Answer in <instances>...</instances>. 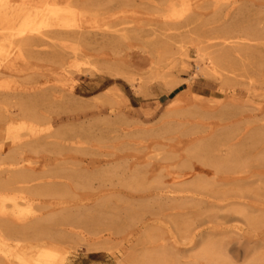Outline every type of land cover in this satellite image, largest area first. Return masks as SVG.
Segmentation results:
<instances>
[{
	"label": "rangeland",
	"instance_id": "rangeland-1",
	"mask_svg": "<svg viewBox=\"0 0 264 264\" xmlns=\"http://www.w3.org/2000/svg\"><path fill=\"white\" fill-rule=\"evenodd\" d=\"M172 2L173 7L167 9L168 3ZM40 13L43 14L39 17ZM214 45L215 48H212ZM188 90L210 98L209 101L204 100L208 101L204 109H189L193 95ZM182 92L181 98L177 99ZM27 106L32 107L30 111ZM21 108L34 113L36 118L38 115V119L32 118V122L29 117L11 121L5 119L7 113H18ZM0 118V122L5 119L0 125L3 127L0 144L2 141L4 143L0 148L5 147L8 151L35 138L40 140L30 143L34 145L27 147L28 150H23L26 162L33 166L40 164L34 173L41 180L4 189L2 185L9 184L10 180L7 176L0 180V211L4 209L19 216L21 231L27 232L21 235V239L26 242L17 240L20 243H15L33 248L25 253L29 264H90V256L96 252L104 256L101 264H192V258L201 250L202 243L196 238L191 247L189 230L199 220H208L212 216L217 219L210 223L205 221L199 230L208 224L204 230L209 229L206 232L211 234L212 240L219 243L225 240L221 242L225 258H219L218 264H264V226H260L264 223V182L261 184L258 182L259 176H254V173L264 175V0H0ZM43 136L48 138L44 140ZM61 138L65 139L64 142L60 141ZM51 142L56 145H51ZM71 146L78 147V150L73 148V153ZM85 148L93 150L87 151ZM95 155L98 157L95 158ZM63 161L65 167H62ZM224 161L234 163L236 169L234 164L232 166ZM211 162L216 163L215 166ZM110 163L114 165V171L110 170ZM248 163L250 167L246 165L245 170L241 164L245 166ZM47 164L50 165L47 167ZM217 164H221L220 167ZM221 167L224 172L220 170ZM250 168L252 171L249 172ZM82 169L88 174L80 171ZM230 170L233 172L228 174ZM66 171H70V174ZM102 172L107 173L106 176ZM235 172L238 177L234 175ZM34 173H29L31 176L27 173L28 178H35ZM47 173L53 178L72 174L75 178L70 181L71 185L78 189L67 188L66 191L64 185H52L53 189H49L51 185L46 186L42 182V178L49 176ZM38 174L43 177H38ZM204 176L210 183L203 179ZM249 176L253 178L252 181ZM242 177H249L251 182L248 181V185L240 182L235 185L232 181L233 185L229 183V187L228 183L218 181ZM78 179L83 181L79 182ZM198 179L203 180L200 182ZM102 180L104 184L101 186ZM253 180L258 186L251 187ZM203 181L207 184H201ZM73 183L78 184L75 186ZM79 183L88 184V187L84 186L85 191ZM160 183L162 186L158 187ZM199 184L204 187H199ZM208 184L215 190L207 189L210 188V185L205 186ZM43 185L47 193H43V190L36 193L35 190ZM217 185H221L220 188L225 185L226 188L222 189L227 192L223 193ZM31 186L34 193L29 190ZM96 186L98 190H95ZM177 186L185 192L182 193ZM196 186L204 189L195 190L198 189ZM156 187L162 188L160 192L156 191ZM236 188L240 193L247 190L248 196L236 193ZM217 190L221 191V196L222 193L228 194L221 198ZM212 192L213 196H210ZM82 193L94 197L78 210L76 203L80 200L77 194ZM214 194L224 200L216 197L217 204L213 199ZM28 197L30 201L25 204L24 200ZM181 198L188 200V203ZM189 199L196 200V205L200 201L207 205L199 204L200 208L193 201V204L190 203ZM56 202L62 204L60 208L46 207ZM94 205L97 207L94 208ZM240 206L244 208L243 211ZM210 208L215 209L207 212ZM205 211L210 214L204 215ZM247 211L252 213L251 217ZM211 212L214 213L211 215ZM238 212L239 216H243L237 217ZM198 213L199 216L196 215ZM224 213L230 215L227 220L223 219L225 223L220 219L227 218ZM46 214L49 216L46 217ZM200 214L206 217L203 219ZM80 215L82 220L79 219ZM50 216L55 218L52 217L53 220L49 222ZM75 217H79L82 225ZM37 218H41V221L36 224ZM258 218H261L260 221ZM133 219L137 222L135 225ZM44 221L47 223L44 224ZM214 222L220 226H215ZM257 223H260V228ZM39 225L42 227L39 228ZM56 225L62 226V230ZM70 227L75 230L74 234L67 233ZM30 237L31 240L28 239ZM2 243L0 240V264H5L8 254L4 258ZM173 247L182 251L175 255L177 252L172 250ZM178 255L182 258L180 263H177ZM198 263L205 264L203 261L195 264Z\"/></svg>",
	"mask_w": 264,
	"mask_h": 264
},
{
	"label": "bare ground",
	"instance_id": "bare-ground-1",
	"mask_svg": "<svg viewBox=\"0 0 264 264\" xmlns=\"http://www.w3.org/2000/svg\"><path fill=\"white\" fill-rule=\"evenodd\" d=\"M179 1H182V0H179ZM52 2V1H51ZM74 4V3H73ZM77 4V3H76ZM173 2L172 3H168V5H167V9L169 8H171V7H173ZM47 5H49V4H47ZM77 5H79V4H77ZM71 6V5H70ZM76 6V5H75ZM71 8V7H70ZM70 8H68V9H70ZM67 9V8H66ZM35 10H37V9H34V11ZM72 10V9H71ZM240 13H242V12H240ZM37 14V13H36ZM41 15H39V17L40 16H42V14L43 13H40ZM26 15V14H25ZM28 15L30 16V14L28 13ZM242 15H244V14H242ZM28 16V17H29ZM59 16V15H58ZM24 18V17H23ZM26 18H27V15H26ZM36 18H37V16H36ZM24 20V19H23ZM38 20V19H37ZM65 20V19H64ZM26 21H28V20H26ZM25 21V22H26ZM60 21V20H59ZM30 22V21H29ZM67 22V21H66ZM36 23V22H35ZM31 25V24H30ZM34 26V25H33ZM175 26V25H174ZM28 27H29V25H28ZM31 28H32V26H31ZM229 29V28H228ZM231 29V28H230ZM236 30V29H235ZM228 31V30H227ZM229 32V31H228ZM227 32V33H228ZM232 32V31H231ZM217 33V32H216ZM214 36V35H213ZM215 37V36H214ZM212 38V37H211ZM217 39V38H216ZM22 40H25V39H22ZM32 41V40H31ZM33 42V41H32ZM38 42V41H37ZM35 43V42H34ZM235 43V42H234ZM211 46H213V45H211ZM215 46L216 45H214V47H212V48H215ZM217 46L219 47V49L221 48L218 44H217ZM222 46V45H221ZM255 47V46H254ZM209 48H211V47H209ZM208 48V49H209ZM211 48V49H212ZM226 49V48H225ZM222 50V49H221ZM211 51V50H210ZM214 51V49H212V52ZM223 51V50H222ZM222 51H221V53H222ZM225 52H226V50H225ZM223 53H224V51H223ZM214 54V53H213ZM216 54V53H215ZM224 57V56H223ZM226 57V56H225ZM228 58V57H227ZM208 59H210V58H208ZM215 59V58H214ZM213 59V60H214ZM211 60V59H210ZM210 62V61H209ZM214 62H215V60H214ZM211 63H212V61H211ZM211 63H209V64H211ZM28 92V91H27ZM188 92H190L192 95H193V98H192V101L189 103V109L190 108H194V110L196 111V110H199L200 108H203V107H205L207 104H205V102L207 103L209 100H210V98L209 97H204V96H202V95H199V94H196V93H194V92H192L191 90H188ZM183 95V92L182 93H180V94H178L177 95V99H180L181 98V96ZM15 99V98H14ZM194 99H196V100H194ZM39 100V99H38ZM204 100H208V101H204ZM33 102H35V101H33ZM37 102V101H36ZM42 102V101H41ZM33 104V103H32ZM41 104V103H40ZM228 105V104H227ZM231 105V104H230ZM32 106V105H31ZM191 106V107H190ZM225 106V105H224ZM223 106V107H224ZM13 107V106H12ZM15 107V106H14ZM28 108H29V111H30V109L32 108V107H30V106H27ZM26 107V108H27ZM40 106H38L37 108H39ZM210 107V106H209ZM208 107V108H209ZM232 107H233V105H232ZM247 107V106H246ZM41 108H43V107H41ZM213 108V107H212ZM233 108H235V107H233ZM237 108V107H236ZM34 109V108H33ZM32 109V110H33ZM204 109V108H203ZM211 109V108H210ZM241 109V108H240ZM24 110H25V108H24ZM27 110V109H26ZM206 110H208V109H206ZM34 111V110H33ZM199 112V111H198ZM5 113V112H4ZM3 113V114H4ZM29 113V114H28ZM40 113V112H39ZM43 113V112H42ZM200 113V112H199ZM202 113V112H201ZM214 113V112H213ZM234 113V112H233ZM33 114L34 113H32V112H26V111H23L22 110V108H21V110L19 109V112L17 113H13V112H11L10 114H8L7 113V115H6V118L5 119H7V120H15L16 118H19V117H21L22 119H23V117H26V119H27V117H29V118H31V122L33 121L32 120V118H36V117H34L33 116ZM206 114V113H205ZM209 114H211V113H209ZM208 114V115H209ZM232 114V113H231ZM231 114H229V115H231ZM235 114H236V112H235ZM234 114V115H235ZM238 114V113H237ZM5 115V114H4ZM4 115H2L3 117H5ZM40 115V114H39ZM204 115V114H203ZM212 115V114H211ZM241 115H242V113H241ZM41 116H43V115H41ZM46 116V115H45ZM205 116H207V114L205 115ZM210 116V115H209ZM233 116V115H232ZM231 116V117H232ZM3 117H1V118H3ZM228 118L230 117V116H227ZM237 117V116H236ZM0 118V119H1ZM20 118V119H21ZM48 118H49V116H48ZM233 118V117H232ZM234 118H235V116H234ZM5 119H2L3 121L2 122H0L1 124L0 125H2V123L3 122H5ZM26 119L24 120V121H26ZM38 119V115H37V118H36V120ZM41 119V118H40ZM39 119V122L41 121L42 122V120H40ZM42 119H45V118H42ZM229 119H231V118H229ZM17 120V119H16ZM232 120V119H231ZM29 121V120H28ZM35 121V120H34ZM50 121H52V120H50ZM9 122V121H8ZM7 122V123H8ZM44 122H46V121H44ZM49 122V120L47 121V123ZM25 123V122H24ZM28 123V122H27ZM34 123H37L38 124V122H34ZM46 123V124H47ZM14 124H16V123H14ZM13 124V125H14ZM36 124V125H37ZM8 125H11V124H8ZM12 125V126H13ZM6 126V125H5ZM15 126V125H14ZM13 126V127H14ZM39 126V125H38ZM11 126H9V128H8V126H7V128L8 129H11V130H13L12 128H10ZM24 127H26V126H24ZM38 128V127H37ZM25 129H27V128H25ZM33 129H35V128H33ZM2 130H3V127L2 126H0V132H2ZM15 130V129H14ZM28 130H31V129H28ZM37 130V129H36ZM60 130V129H59ZM69 130V129H68ZM8 131V130H7ZM6 131V132H7ZM63 131V130H62ZM76 131V130H75ZM78 131V133H79V130H77ZM85 131V130H84ZM4 132V131H3ZM17 132V131H16ZM16 132H14V134L16 133ZM32 132V131H31ZM34 132V131H33ZM38 132V131H37ZM56 132V131H55ZM61 132V131H60ZM64 132H67V131H64ZM71 132H74L73 130L71 131ZM11 134H13L12 132H10ZM27 133H28V131H27ZM49 133V132H48ZM47 133V134H48ZM63 133V132H62ZM68 133H69V131H68ZM67 133V134H68ZM75 133V132H74ZM10 134V135H11ZM20 134V133H19ZM26 134V133H25ZM51 134V133H50ZM50 134L48 135L49 136V139H51L50 138ZM53 134H54V132H53ZM60 134V133H59ZM81 134V133H80ZM17 135H18V133H17ZM64 135H66V134H64ZM63 135V136H64ZM68 135H71L70 137H72V134H68ZM82 135H84V134H82ZM5 136V135H4ZM7 136H9V135H7ZM25 137H26V135H24ZM23 136V137H24ZM48 136H45V137H47L48 138ZM54 136H56V135H54ZM58 136V135H57ZM73 136H75V134L73 135ZM12 137V136H11ZM11 137H9V138H11ZM19 137V136H18ZM44 137V136H43ZM44 137V140L45 139H47V138H45ZM66 137H68V136H66ZM86 137V136H85ZM84 137V138H85ZM90 137V136H89ZM88 137V138H89ZM20 138H21V136H20ZM31 138H32V136H31ZM33 138H34V136H33ZM32 138V139H33ZM55 138V137H54ZM53 138V139H54ZM57 138V137H56ZM55 138V139H56ZM59 138H60V136H59ZM65 138V137H64ZM69 138V137H68ZM74 138V137H73ZM83 138V137H82ZM92 138V137H91ZM8 139V138H7ZM29 138H27V140H28ZM38 139V138H37ZM36 138H35V140L33 141H30V143H34V142H36V141H40V140H37ZM76 139V138H75ZM78 139V138H77ZM87 139V138H86ZM12 140V139H11ZM21 140V139H20ZM31 140V139H30ZM41 140H42V138H41ZM59 140V139H58ZM63 140V141H62ZM64 140L65 139H62L61 138V140L60 141H62V142H64ZM71 140H72V138H71ZM8 141H10V140H8ZM47 141V140H46ZM53 141V140H52ZM67 141V140H66ZM70 141V140H69ZM74 140H72V142H73ZM78 141V140H77ZM81 141V140H80ZM4 142H6V141H4ZM41 142H44V141H41ZM49 142V141H48ZM58 142V141H57ZM71 142V143H72ZM27 144H20V145H22V146H18L17 148H13V149H11V150H5V147H1L0 148V180H2V179H4L5 178V176H7L8 178H9V180H10V182H9V184H4V185H2L3 187V189H4V187H10L11 185H15V184H24V185H28V184H31L32 182H34V181H36V180H41V178H37L36 177V175H35V173L34 172H37L38 171V169H39V165L40 164H38V165H35V166H33V165H31L30 163H28V162H26V155H25V152H24V150L23 149H25L26 148V150H28L27 149V147H30L31 146V144L29 143V142H26ZM55 143V142H54ZM54 143H52L51 142V145L53 144V145H56V143L54 144ZM74 143V142H73ZM2 144H4L3 143V141H2V143L0 144V145H2ZM17 144H18V142H17ZM44 144V143H43ZM48 144V143H47ZM46 144V145H47ZM58 144V143H57ZM59 144H60V142H59ZM67 144V143H66ZM84 144V143H83ZM34 145V144H33ZM32 145V146H33ZM48 145H50V144H48ZM47 145V146H48ZM63 145H64V143H63ZM72 145V144H71ZM98 145V144H97ZM31 146V147H32ZM39 146V145H38ZM81 147H82V145H80ZM86 146V145H85ZM99 147H100V145H98ZM40 147H41V145H40ZM39 147V148H40ZM43 147H44V145H43ZM52 148H54V146H51ZM56 147V146H55ZM81 147H79V149L81 148ZM35 148V147H34ZM45 148V147H44ZM44 148H42V149H44ZM50 148V147H49ZM48 147L46 148V149H49ZM52 148H50V150L52 149ZM62 148V147H61ZM63 148H64V146H63ZM66 148V147H65ZM71 150H72V152L73 151H75V150H73V146H71ZM77 148V150H78V147H76ZM76 148H74V149H76ZM83 149H84V147H82ZM89 148V147H88ZM30 149V148H29ZM36 149V148H35ZM37 149H38V147H37ZM41 149V148H40ZM39 149V150H40ZM55 149V148H54ZM68 149V148H67ZM66 149V151H68ZM82 149V152L83 151H85V150H87L86 148H85V150H83ZM31 150V149H30ZM65 150V149H64ZM70 150V149H69ZM76 150V151H77ZM81 150V149H80ZM89 150H91V149H89ZM89 150H87V151H89ZM93 150V149H92ZM91 150V151H92ZM102 150V149H101ZM41 151V150H40ZM49 151V150H48ZM61 151V150H60ZM98 150H96V152H97ZM30 152V151H29ZM36 152H38V151H36ZM46 152H47V150H46ZM56 152H57V149H56ZM62 152V151H61ZM69 152V151H68ZM71 152V151H70ZM69 152V153H70ZM28 153V152H27ZM35 152L33 151V153L32 154H34ZM42 153H43V151H42ZM53 153V152H52ZM65 153V152H64ZM74 153V152H73ZM84 153V152H83ZM90 153V152H89ZM38 154V153H37ZM36 154V155H37ZM43 154H45V153H43ZM49 155H51L52 156V154L51 153H48ZM59 154H60V152H59ZM67 154V153H66ZM78 154V152H76V155ZM95 154V153H94ZM97 154V153H96ZM35 155V154H34ZM54 155V154H53ZM62 155H63V152H62ZM83 155H85V154H82V155H78V156H83ZM88 155H90V154H88ZM59 156H61V155H59ZM66 156V155H65ZM86 156V155H85ZM67 157V156H66ZM69 157H71L70 155H69ZM68 157V158H69ZM73 157V156H72ZM87 157V156H86ZM89 157V156H88ZM91 157H94V156H91ZM96 157H98V156H96L95 155V158ZM61 158V157H60ZM65 158V157H64ZM67 159V158H66ZM54 160V159H53ZM57 160H58V157H57ZM62 160H65V159H62ZM61 160V161H62ZM84 160V159H83ZM240 160V159H239ZM66 161V160H65ZM70 161V163H71V160H68V162ZM98 161V160H97ZM232 161H234L233 159H232ZM241 161H244L243 159L241 160ZM247 161V160H246ZM245 161V163H247ZM250 161V160H249ZM248 161V162H249ZM55 162V161H54ZM76 162H79V161H76ZM225 162V161H224ZM231 162V161H230ZM238 162H240V161H238ZM34 163H36V162H34ZM40 163V162H39ZM59 163H61V162H59ZM66 163V162H65ZM82 163V162H81ZM116 163V162H115ZM114 163V164H115ZM218 163V162H217ZM225 163H229V162H225ZM235 163H236V161H235ZM251 163V162H250ZM250 163H248V164H245V166H244V164H241V165H243L242 167H247L246 165H248L249 167H250ZM33 164V163H32ZM50 164H52V163H50ZM50 164H47V167L50 165ZM61 164H63V166L62 167H65L64 166V161H63V163H61ZM66 164H68V163H66ZM73 164H75V163H73ZM73 164H71L72 165V167L73 166H75V165H73ZM83 164V163H82ZM103 164V163H102ZM106 164V163H105ZM111 164V163H110ZM211 164H212V162H211ZM216 164V163H215ZM215 164H212V166L214 165L215 166ZM223 164V163H222ZM230 164V163H229ZM234 164V163H233ZM233 164H230V165H232L233 166ZM252 164H255L254 162H252ZM258 164H260L259 163V161H258ZM257 164V165H258ZM56 165V164H55ZM84 165V164H83ZM82 165V166H83ZM106 165H108V164H106ZM208 165H210V163L208 164ZM220 165L221 164H217L216 166L217 167H220ZM225 165V164H224ZM79 166H81V165H79ZM110 166V165H109ZM111 169L110 170H113L114 171V168H113V166L114 165H112L111 164ZM226 166V165H225ZM232 166H229V167H232ZM236 166H237V164H236ZM238 166H239V164H238ZM237 166V167H238ZM259 166V165H258ZM257 166V167H258ZM262 165H260V167H261ZM51 167V166H50ZM53 167V166H52ZM95 167V166H94ZM100 167H102V166H100ZM223 167V166H222ZM221 167V168H222ZM234 167H235V164H234ZM234 167H232V168H234ZM240 167V166H239ZM255 168H256V166H254ZM46 168V167H45ZM53 168H55V167H53ZM56 168H58L57 166H56ZM77 168V167H76ZM76 168H74V170L76 169ZM80 168V167H79ZM82 168V167H81ZM105 168H107V167H105ZM109 168V167H108ZM113 168V169H112ZM220 168V170L222 171L223 170V168L221 169ZM225 169H226V167H224ZM243 168V169H244ZM253 168V167H252ZM42 169H44V167L42 168ZM50 169H52V168H50ZM63 169V168H62ZM66 169H67V167H66ZM65 169V170H66ZM69 169V168H68ZM84 169H88L87 167H84ZM103 169V168H102ZM228 169V168H227ZM235 169H236V167H235ZM238 169V168H237ZM249 169V168H248ZM56 170V169H55ZM100 170V169H99ZM109 170V169H108ZM234 170V169H233ZM245 170H246V168H245ZM253 170H255V169H253ZM49 171V170H48ZM61 171H63V170H61ZM68 171V170H67ZM67 171H66V173H67ZM80 171H83V169L82 170H80ZM80 171H78V172H80ZM89 171V170H88ZM97 171V170H96ZM101 171V170H100ZM237 171V170H236ZM239 171H241L240 169H239ZM243 171V170H242ZM241 171V172H242ZM250 171H252L251 170V168H250V170H249V172ZM44 172H45V170H44ZM44 172H40L41 174H43V175H45V173ZM46 172H47V170H46ZM49 172H53L52 170L51 171H49ZM63 172H65V171H63ZM77 172V171H76ZM84 173H85V170L83 171ZM87 172V171H86ZM92 172V171H91ZM108 172V171H107ZM112 172V171H111ZM110 172V173H111ZM222 172H224V171H222ZM233 171H231L230 170V172L228 171L227 173L229 174H231ZM245 172V171H244ZM27 173L29 174H33L34 173V175H35V178H32L31 179V175L29 176V178H28V176H27ZM65 173V174H66ZM71 173H73L72 171H71ZM95 173L96 172H94V176H95ZM103 174H104V172H102ZM113 173V172H112ZM226 173V172H225ZM224 173V174H225ZM248 173V172H247ZM41 174H38V177H43V176H39V175H41ZM49 176H46V178H42V182H43V184H47L46 186H49V185H51L50 187H52V185L54 186V185H59V186H61V185H64L65 187H66V189L67 188H73L72 187V181L71 180H73L75 177L73 176L72 177V174H71V176H69V175H67V176H54L53 174V176H54V178L53 177H51V174H49V173H47ZM58 174V173H57ZM64 174V173H63ZM67 174H70V171L67 173ZM75 173H73V175H74ZM85 174H88V173H85ZM101 174V173H100ZM107 174V173H106ZM106 174H104L105 176H106ZM221 174H223V173H221ZM236 174V172L234 173V175ZM60 175H61V173H60ZM83 175V174H82ZM92 175V174H91ZM91 175H89L90 177H92ZM104 175H101V176H104ZM217 175V174H216ZM219 175V174H218ZM225 175H227V174H225ZM76 176V175H75ZM77 176H78V174H77ZM88 176V177H89ZM100 176V177H101ZM199 176V175H198ZM202 176V175H201ZM227 176H229V175H227ZM236 176H237V174H236ZM239 176H240V173H239ZM254 176H259V178H260V180L258 179V182L260 181L261 182V184H262V182H264V175H261V174H257V173H254ZM6 177V178H7ZM98 177V176H97ZM200 177V176H199ZM223 177V176H222ZM238 177V176H237ZM244 177V176H243ZM235 178V179H230V178H228V179H218V181L219 182H222V183H230V184H232L233 185V183H231L232 181L233 182H235V185H237V183H241V184H246L247 183V185H248V183H250L251 181H252V179L253 178H251L250 176V178H251V181L250 180H248V178ZM78 178V177H77ZM80 178H81V176H80ZM197 178V177H196ZM206 178V176H204V178L203 179H205ZM216 178V177H215ZM214 178V179H215ZM217 178H218V176H217ZM256 178V177H255ZM254 178V179H255ZM83 179V178H82ZM87 179V178H86ZM95 179V178H94ZM102 179H104L103 177H102ZM203 179H198V180H200V182L203 180ZM208 179V178H207ZM77 180V179H76ZM88 180V179H87ZM87 180H85V181H87ZM90 180H92L91 178H90ZM95 180H97V178L95 179ZM94 180V181H95ZM105 180V179H104ZM104 180H102V182L104 181ZM107 180V179H106ZM110 180V179H109ZM212 180V179H211ZM5 181H6V179H5ZM66 181H68V182H66ZM71 181V182H70ZM75 181V180H74ZM78 181H79V179H78ZM80 181H83V180H80ZM79 181V182H80ZM84 181V182H85ZM93 181V180H92ZM91 181V182H92ZM99 181V180H98ZM100 181H101V178H100ZM108 181V180H107ZM111 181V180H110ZM162 181V180H161ZM194 181V180H193ZM192 181V183H194V182H196V184H197V181H194L193 182ZM205 181L206 182H208L206 179H205ZM205 181H203L201 184H207V183H204ZM248 181H250V182H248ZM77 182V181H76ZM109 182V181H108ZM199 182V181H198ZM0 183H1V181H0ZM88 183V182H87ZM87 183H85V184H87ZM97 183V182H96ZM157 183V182H156ZM183 183H185V184H187L188 182H183ZM208 183H210V181L208 182ZM213 183V182H212ZM211 183V185L213 186V184ZM253 184H251V187H252V185H257V183L255 184V182H254V180H253V182H252ZM3 184V183H2ZM38 184H39V182H38ZM38 184H36V185H38ZM78 183H73V185H77ZM80 185H81V183H79ZM88 184H90V181H89V183ZM88 184L87 185H81L82 187H88ZM98 184V183H97ZM101 184V183H100ZM104 184V182L101 184V186ZM107 184V183H106ZM112 184V183H111ZM185 184H184V186H185ZM196 184H193L194 186L196 185ZM201 184H199L200 186L199 187H201V186H203V185H201ZM230 184H229V187H230ZM34 185V184H33ZM42 185V184H41ZM92 185H94L93 183H92ZM99 185V184H98ZM109 185V184H108ZM160 185V186H159ZM159 185H157L158 187H161L162 186V184L160 183ZM179 185H181V184H179ZM183 185V184H182ZM181 185V186H182ZM188 185H189V183H188ZM188 185H186V190L190 193V190H188L187 189V186ZM198 185V184H197ZM210 184H208V185H205L206 187L207 186H209ZM210 185V188L212 187ZM216 185V184H215ZM225 185H227V184H225ZM225 185H222V187L220 188V186L219 185H217V186H219V189H222ZM234 185V186H235ZM250 185V184H249ZM63 186V189L65 188ZM79 186V185H78ZM156 186V185H155ZM172 186V185H171ZM184 186H182V187H184ZM233 186V187H234ZM258 186V185H257ZM34 187H36L35 185H34ZM38 187V186H37ZM36 187V188H37ZM41 187V186H40ZM38 188V190H35L36 191V193H40V191L42 192V190H43V193L44 192H46L47 193V191H44L45 189H46V187H44V185H43V187H41V188ZM49 187V189H53V187L52 188H50ZM85 187H84V190L83 191H85L86 189H85ZM90 187H91V185H90ZM89 187V188H90ZM104 187H107V185L106 186H104ZM103 187V188H104ZM170 187V186H169ZM176 187V186H175ZM182 187H180L181 189H182ZM189 187V186H188ZM197 187V186H196ZM204 187V186H203ZM205 187V188H206ZM214 187H216V186H214ZM233 187H232V189H233ZM240 186H238V188H239ZM260 187V186H259ZM258 187V193H259V188ZM23 188V187H22ZM26 188V187H25ZM29 188V187H28ZM33 186H31L30 188H29V190L31 189L32 191H33ZM43 188V189H42ZM61 188V187H60ZM75 188V187H74ZM73 188V189H74ZM79 188H81L80 186H79ZM99 188H100V185H99ZM98 188V189H99ZM102 188V189H103ZM153 188H155V187H153ZM164 188V187H163ZM171 188V187H170ZM178 186H177V189H180ZM191 189L193 188L192 186L190 187ZM198 188V187H197ZM207 188V189H209V190H215V188ZM217 188V187H216ZM224 188H226V187H224ZM223 188V189H224ZM235 188V187H234ZM238 188H236L237 189V192L236 191H234V190H232V193L233 192H236V193H238V194H240V195H242V194H247V190L246 191H244V193H240V192H238ZM242 189H244L243 188V186L241 187ZM246 188V187H245ZM253 188H255L254 186H253ZM2 189V190H3ZM12 189V188H11ZM20 189H21V187H20ZM35 189V188H34ZM63 189H62V191H63ZM76 190L78 189V188H75ZM82 189V188H81ZM90 189H93V188H90ZM97 189V186H96V188H95V190ZM97 189V190H98ZM101 189V188H100ZM159 189H162V188H157L156 187V191H158ZM174 189H176V188H174ZM180 189V190H181ZM195 190H200V189H204V188H198V189H196V188H194ZM206 189V190H207ZM223 189H222V191H223ZM240 189V188H239ZM256 189H257V187H256ZM6 190V189H5ZM23 190H24V188H23ZM29 190H27L26 189V191H28L29 192ZM47 190V189H46ZM65 190V189H64ZM180 190H178L179 192H180ZM226 190H228V189H226ZM251 190H253V189H251ZM7 191V190H6ZM9 191H10V189H9ZM38 191V192H37ZM55 191H57L56 189H55ZM59 191V190H58ZM57 191V192H58ZM62 191H61V193H62ZM66 191H68V189L66 190ZM74 191V190H73ZM80 191H82V190H80ZM82 191V192H83ZM168 191H170V190H168ZM218 191V190H217ZM231 191V190H230ZM240 191H241V189H240ZM11 192V191H10ZM51 192V191H50ZM49 192V193H50ZM57 192H55V193H57ZM75 192V191H74ZM79 192V191H78ZM159 192H160V190H159ZM181 192H182V190H181ZM183 192H185V191H183ZM182 192V193H183ZM197 192V191H196ZM196 192H192L193 194H195ZM199 192H201V191H199ZM219 192V191H218ZM221 192V191H220ZM218 193L219 195V197H223L224 196V198H225V195H227L228 193H226V194H224L223 195V193L224 192H227V191H223V193H222V196H221V193ZM229 192V191H228ZM248 192H249V190H248ZM33 193H34V191H33ZM48 193V194H49ZM58 193H60V192H58ZM187 193V192H186ZM198 193V192H197ZM202 193H205L204 191L202 192ZM209 193V192H208ZM211 193V192H210ZM209 193V194H210ZM217 193V192H216ZM236 193H233V194H235V195H237ZM257 193V192H256ZM257 193V194H258ZM32 194V193H31ZM51 194H53L52 192H51ZM154 194V193H153ZM199 195L201 194V193H198ZM198 194H197V196H198ZM229 194H231V192L229 193ZM32 195H34V194H32ZM41 195H42V193H41ZM54 195V194H53ZM56 195V194H55ZM58 195V194H57ZM64 194H62V196H63ZM102 195V194H101ZM151 195V194H150ZM155 195V194H154ZM203 195V194H202ZM207 195V194H206ZM205 195V196H206ZM215 195H217V194H214V202H216L215 201V198L217 197L218 199H219V197L218 196H215ZM234 195V196H235ZM250 195V194H249ZM37 196V195H36ZM49 196H51L50 194H49ZM78 196V197H77ZM77 198H79V200H80V202L77 200V203H76V207H78V210H79V207H82L83 206V208H84V206H86L87 205V202L88 201H90V200H92L93 199V195L92 194H84V193H82V194H77ZM156 196V195H155ZM159 196V195H158ZM184 196V195H183ZM186 197H187V195H185ZM210 196H213V192H212V194L210 195ZM232 196V195H231ZM247 196H248V194H247ZM254 196V195H253ZM252 196V197H253ZM257 196V195H256ZM260 196H262V194L261 195H259L258 197H260ZM37 197H40V196H37ZM57 197V196H56ZM157 197V196H156ZM188 197H189V195H188ZM203 197V196H202ZM208 197V196H207ZM51 198H53L52 196H51ZM160 198V197H159ZM179 198V197H178ZM191 199H193L192 197H190ZM195 198V197H194ZM204 198V197H203ZM211 198V197H210ZM217 198H216V200H217ZM220 198V199H221ZM224 198L223 199H221V200H224ZM227 198H228V196H227ZM256 198V197H255ZM262 198H264V196H262ZM32 199V198H31ZM39 199H41V198H39ZM101 199V198H100ZM103 199V198H102ZM172 200H173V198H171ZM177 199V198H176ZM176 199H174V200H176ZM182 200H184L183 198H181ZM188 199V198H187ZM197 199V198H196ZM200 199V198H199ZM209 199V198H208ZM213 199H210V200H212L213 201ZM219 199V200H220ZM235 199V198H234ZM16 200H17V198H16ZM198 200V199H197ZM203 200V199H202ZM204 200H205V198H204ZM203 200V201H204ZM232 200V199H231ZM255 200V199H254ZM257 200H258V198H257ZM18 201V200H17ZM29 197L27 198V199H25L24 200V203L26 202L27 204L29 203ZM181 201V200H180ZM185 201H186V199H185ZM188 201V200H187ZM186 201V202H187ZM191 201H193V200H191ZM190 201V199H189V202L190 203H192ZM207 201V200H206ZM209 201V200H208ZM235 201V203H236V200H234ZM233 201V202H234ZM35 202V201H34ZM65 202V201H64ZM85 202V203H84ZM91 202V201H90ZM98 202V201H97ZM186 202H184V203H186ZM194 202V205H196L195 203L197 202L196 200H194L193 201ZM201 202V201H200ZM200 202H198L199 204H201L202 206H203V204H206V202L205 203H200ZM218 202V201H217ZM216 202V203H217ZM227 202V201H226ZM230 202H232V201H230ZM229 202V203H230ZM232 202V203H233ZM240 202V201H239ZM246 202V201H245ZM244 202V203H245ZM25 203V204H26ZM42 203V202H41ZM75 203V202H74ZM99 203H100V201H99ZM103 203H104V201H103ZM107 203V202H106ZM188 203V202H187ZM222 203V201L220 202V204ZM228 203V202H227ZM23 204V203H22ZM33 204V203H32ZM53 204V205H52ZM52 204H49V205H47L46 207H51V208H53V209H55V208H60V206L62 205V204H59V202H56V203H52ZM67 204V203H66ZM97 204V203H96ZM193 204V203H192ZM199 204H197L196 206L198 207V205ZM218 204V203H217ZM220 204H219V208H220ZM231 204V203H230ZM17 205V204H16ZM101 205H102V203H101ZM207 205V204H206ZM222 205V204H221ZM224 205H226V204H223V206ZM233 205V204H232ZM239 205V204H238ZM243 205V204H242ZM100 206V205H99ZM228 206V205H227ZM95 207H97V206H95L94 205V208ZM192 207H193V205H192ZM195 207V206H194ZM199 207H200V205H199ZM210 207V206H209ZM209 207H207V208H209ZM241 207V206H240ZM247 207H248V205H247ZM20 208V207H19ZM50 208V209H51ZM75 208V207H74ZM73 208V209H74ZM201 208V207H200ZM225 208V207H224ZM233 208H235V206L233 207ZM49 209V208H48ZM77 209V208H76ZM82 209V208H81ZM88 209V208H87ZM89 209H91V208H89ZM88 209V210H89ZM191 209V208H190ZM205 209V208H204ZM214 209L215 208H210L209 210L207 209V212H209L210 210H212V211H214ZM228 209H230V206H229V208ZM231 209H232V207H231ZM241 210L242 209H244V208H240ZM44 210H45V208H44ZM46 210H47V208H46ZM88 210H84V211H86V212H88ZM97 210V209H96ZM225 209H223V211H224ZM236 210H238V208L236 207ZM77 211V210H76ZM106 211H108V210H106ZM218 211H220V210H218ZM218 211H216V212H218ZM239 211V210H238ZM243 211V210H242ZM242 211H240L241 213H243ZM246 211V210H245ZM244 211V212H245ZM46 212V211H45ZM77 212H79V211H77ZM77 212H75L76 214H77ZM85 212V213H86ZM103 212V211H102ZM206 212V211H205ZM204 212V213H205ZM207 212L204 214V215H208V214H210V213H208L207 214ZM215 212V213H216ZM222 212V211H221ZM221 212H219V213H217V214H219V215H222V213ZM234 212H236L235 211V209H234ZM233 212V210H232V213L234 214V216H235V213ZM256 212V211H255ZM255 212H254V214H255ZM260 212V211H259ZM74 213V214H75ZM101 213V212H100ZM212 213H214V212H211V215H212ZM226 214H227V212H225ZM224 213V214H225ZM247 213H248V211H247ZM251 213V212H250ZM250 213H248L249 215H250V217L252 216V213L250 214ZM262 213V212H261ZM39 214V213H38ZM50 214V213H49ZM54 214V213H53ZM56 214V213H55ZM83 214H84V212H83ZM89 214H90V212H89ZM89 214H87V215H89ZM99 214V213H98ZM111 214V213H110ZM225 214V215H226ZM239 214V212L237 213V215ZM245 214H246V212H245ZM50 215H52V214H50ZM69 215V214H68ZM73 215V214H72ZM106 215V214H105ZM105 215H103V216H105ZM115 215V214H114ZM117 215V214H116ZM120 215V214H119ZM118 215V216H119ZM184 215H186V213L184 214ZM197 216H199V213L198 214H196ZM242 215V214H241ZM243 215H244V213H243ZM242 215V216H243ZM247 215V214H246ZM246 215H244V216H246ZM262 215H264V214H262ZM41 216V215H40ZM49 215H47L46 214V217H48ZM58 216V215H57ZM65 216V215H64ZM64 216H63V218H64ZM74 216V215H73ZM76 216V215H75ZM81 216V215H80ZM84 216V215H83ZM92 216V215H91ZM98 216V215H97ZM121 216V215H120ZM168 216V215H167ZM187 216H188V214H187ZM187 216H186V218H187ZM200 216H203V215H201L200 214ZM206 216H203L202 218L204 219V217H206ZM223 216V215H222ZM227 216V215H226ZM242 216H237V217H242ZM42 217V216H41ZM53 216H50L48 219H49V222L51 221V219L53 220V218H55V217H53ZM95 218H96V216H94ZM99 217V216H98ZM112 216H110V218H111ZM115 217H117V216H115ZM131 217V216H130ZM171 217V219H172V216H169V218ZM174 217H175V215H174ZM178 217H181V216H179L178 215ZM228 217H230V215L228 214V216H227V218H225V217H220V219H222V221H223V223H225L224 222V220L223 219H225V220H227L228 219ZM248 217V216H247ZM260 217V216H259ZM43 218H45V217H43ZM42 218V219H43ZM62 218V219H63ZM74 218V217H73ZM79 218V217H78ZM77 218V219H78ZM86 218V217H85ZM93 218V217H92ZM101 218V217H100ZM113 218V217H112ZM132 218V217H131ZM136 218V217H135ZM139 218V217H138ZM177 218V216L175 217V219ZM185 218V219H186ZM189 218V217H188ZM216 218V216L215 217H208V220H199L198 221V223L196 224V225H194L193 226V229L190 227V226H188L187 224V226L189 227V228H191V230H189V233H188V237H189V240L188 241H190V245H191V247L194 245V241H195V239L196 238H198V239H200V241H201V243L203 244H201V250L192 258L193 259V263L192 264H195L197 261L199 262V261H203V262H205V264H218L217 263V260L219 261V258H221V259H224L225 258V254H224V247H223V245L221 244V242L222 243H224L225 242V240L224 241H221L220 243L218 242V241H214V240H212L211 239V234H209L208 232H206V231H208V230H204L205 228H207V225H206V227L205 228H203V230H199V228L201 227V226H203L204 225V223H206V222H208V223H210V222H212V220H214ZM254 218V221H255V217H253ZM262 218V217H261ZM260 218V219H261ZM47 218H45V220H46ZM60 219V218H59ZM65 219V218H64ZM69 219V218H68ZM71 219H72V217H71ZM75 219H76V217H75ZM75 219H74V221H75ZM77 219H76V221H77ZM80 220H82V216H81V218H79ZM79 219H78V221L77 222H79ZM88 219V218H87ZM97 220L99 219V218H96ZM143 219H145V218H143ZM181 220L183 219V218H180ZM184 219V220H185ZM194 219H196L197 220V218H195V216H194ZM217 219V218H216ZM215 219V220H216ZM259 219V218H258ZM260 219H259V221H260ZM20 218H19V216L18 215H16L15 213H12V212H7L6 210H2V211H0V240H1V242H3L4 243V248H5V257L4 258H6V254H8V256H7V258L5 259V264H29V258L26 256V254L25 253H27L26 251H32L33 250V248H31L30 249V247H26V246H24V247H21V245H19V244H17V243H20V242H17V240H21V241H23L24 243L26 242L25 240H23V239H21V235H23V234H27V232L25 233V232H23V231H21L22 230V226H21V224H20ZM115 220H117V219H115ZM130 220H132V219H130ZM137 220H139V219H137ZM189 220V219H188ZM245 220H246V217H245ZM251 220V219H250ZM35 221H37L36 222V224L38 223V221H41V218H37V219H35ZM54 221H55V219H54ZM57 221V220H56ZM68 221V220H67ZM70 221V220H69ZM85 221V220H84ZM94 221H96V220H94ZM102 221H103V219H102ZM133 221H135V219H133ZM206 221V222H205ZM218 221V220H217ZM216 221V223H220V221H218L217 222ZM243 221V220H242ZM256 221H257V219H256ZM45 222L47 223V221H44V224H45ZM90 222V219H89V221H88V223ZM92 222V221H91ZM112 222V221H111ZM125 222V221H124ZM129 222V221H128ZM190 222V221H189ZM197 222V221H196ZM246 222H247V220H246ZM249 222V221H248ZM251 222H252V220H251ZM262 222H264V219H262ZM261 222V223H262ZM62 223H63V220H62ZM71 223H74V222H71ZM71 223H69V224H71ZM83 223V222H82ZM82 223L80 224V222H79V224L80 225H82ZM98 223H99V221H98ZM106 223V222H105ZM108 223V222H107ZM120 223V222H119ZM133 224L134 223H137L136 221L135 222H132ZM253 223V222H252ZM54 224V223H53ZM58 224V223H57ZM68 224V225H69ZM75 224V223H74ZM73 224V225H74ZM85 225H86V223H84ZM91 224V223H90ZM93 224V223H92ZM104 224V223H103ZM113 224V223H112ZM121 224V223H120ZM120 224H119V226H120ZM126 224H128V223H125V225ZM130 224H131V222H130ZM140 224V223H139ZM192 224V223H191ZM259 224L260 223H257V227H259ZM35 225V224H34ZM33 225V226H34ZM55 225V224H54ZM64 225H66L67 227H68V225L67 224H64ZM105 225V224H104ZM135 225V224H134ZM145 225V224H144ZM186 225H184V226H186ZM189 225H190V223H189ZM213 225V224H212ZM214 225L216 226L217 225V227H219L218 226V224H215V222H214ZM213 225V226H214ZM250 225H251V223H250ZM58 225H56V227H57ZM77 226H79V225H77ZM76 226V227H77ZM88 226V225H87ZM214 226V227H215ZM222 226V225H221ZM247 226V225H246ZM249 226V225H248ZM251 226H255V224L254 225H251ZM260 226H264V223H262ZM30 227H32V226H30ZM30 227H29V229H30ZM38 227V226H37ZM40 227H42V225L40 226L39 225V228ZM44 227V226H43ZM83 227V226H82ZM109 227V226H108ZM115 227V226H114ZM130 227V226H129ZM250 227V226H249ZM57 228H60V227H57ZM61 228H62V226H61ZM60 228V229H61ZM79 228H80V226H79ZM110 228V227H109ZM132 228V227H131ZM184 228H187V227H184ZM183 228V229H184ZM213 228V227H212ZM254 229H255V227H253ZM260 228V227H259ZM24 229V228H23ZM37 229V228H36ZM74 229H75V226H74ZM74 229H72L71 230V227H70V229H69V231L67 232V233H69V234H74ZM111 229V228H110ZM117 229V228H116ZM123 229V228H122ZM127 229H128V227H127ZM188 229V228H187ZM198 229V230H197ZM201 229V228H200ZM217 229V228H216ZM220 229V231H221V228H219ZM252 229V228H251ZM253 229V230H254ZM39 230V229H38ZM62 230V229H61ZM63 230H64V228H63ZM108 230V229H107ZM197 230V231H196ZM210 230H211V232H212V229L210 228ZM215 230V229H214ZM35 231V230H34ZM55 231V230H54ZM123 231L125 232L126 231V229L124 230L123 229ZM241 231V230H240ZM257 231H258V228H257ZM28 232H29V230H28ZM31 232V231H30ZM45 232V231H44ZM51 232V231H50ZM61 232V231H60ZM119 232H122V231H119ZM210 232V231H209ZM210 232V233H211ZM57 233L59 234V232L57 231ZM77 233V232H76ZM216 233V232H215ZM29 234V233H28ZM33 234V233H32ZM54 234V233H53ZM186 233H184V235H185ZM31 235V234H30ZM35 235V234H34ZM34 235H32V236H34ZM122 235V234H121ZM235 235V234H234ZM27 235H25V237H26ZM54 236H56V235H54ZM61 236V235H60ZM120 236V235H119ZM222 236V235H221ZM29 237V236H28ZM50 237H52V235L50 236ZM62 237V236H61ZM218 237V236H217ZM223 238L224 237H226V236H222ZM235 237H237L236 235H235ZM52 238H56V237H52ZM27 239V238H26ZM28 239H32L31 237L30 238H28ZM51 239V238H50ZM180 239V238H179ZM178 239V240H179ZM197 239V240H198ZM230 239V238H229ZM52 240V239H51ZM184 240V239H183ZM205 240V241H204ZM220 240H222V239H220ZM231 240V239H230ZM15 241L17 242V243H15ZM187 241V242H188ZM226 241H228L227 240V238H226ZM177 242V241H176ZM2 243V244H3ZM49 243V242H48ZM27 244V243H26ZM240 244V243H239ZM31 245H33V244H31ZM39 245V244H38ZM49 245V244H48ZM178 245V244H177ZM238 245V244H237ZM241 245V244H240ZM37 246V245H36ZM198 246H199V244H198ZM233 246V245H232ZM232 246H231V248H232ZM234 246H236V245H234ZM248 246V245H247ZM39 247V246H38ZM43 247V246H42ZM42 247H40V248H42ZM50 247V246H49ZM177 247V246H176ZM176 247H173V249L172 250H175V252H177L175 255H177L178 253H179V251H182V250H179L178 248H176ZM179 247V246H178ZM190 247V246H189ZM226 247H230V246H226ZM3 248V249H4ZM36 248V247H35ZM235 248V247H234ZM226 249H228V248H226ZM194 250V249H193ZM21 251V252H20ZM226 251V250H225ZM232 251V250H231ZM234 252V251H233ZM226 253H227V251H226ZM229 253H231L232 254V252H229ZM228 254V253H227ZM50 255V254H49ZM179 256V255H178ZM189 257V256H188ZM177 258V257H176ZM176 258H174V259H176ZM180 256H179V260L177 259V263H180L179 261H180ZM182 259V258H181ZM183 259H184V257H183ZM175 261V260H174ZM187 262V261H186ZM229 262V261H228ZM189 263V262H188ZM230 263V262H229ZM260 263V262H259ZM175 264V263H174ZM199 264V263H198Z\"/></svg>",
	"mask_w": 264,
	"mask_h": 264
},
{
	"label": "crops",
	"instance_id": "crops-1",
	"mask_svg": "<svg viewBox=\"0 0 264 264\" xmlns=\"http://www.w3.org/2000/svg\"><path fill=\"white\" fill-rule=\"evenodd\" d=\"M104 260V256L102 253H93L90 256V264H101Z\"/></svg>",
	"mask_w": 264,
	"mask_h": 264
},
{
	"label": "trees",
	"instance_id": "trees-1",
	"mask_svg": "<svg viewBox=\"0 0 264 264\" xmlns=\"http://www.w3.org/2000/svg\"><path fill=\"white\" fill-rule=\"evenodd\" d=\"M176 93V92H175ZM175 93L174 94H172L171 96H174L175 95Z\"/></svg>",
	"mask_w": 264,
	"mask_h": 264
}]
</instances>
